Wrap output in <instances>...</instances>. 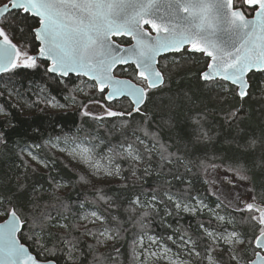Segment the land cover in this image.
<instances>
[{"label": "snow or ice", "instance_id": "obj_1", "mask_svg": "<svg viewBox=\"0 0 264 264\" xmlns=\"http://www.w3.org/2000/svg\"><path fill=\"white\" fill-rule=\"evenodd\" d=\"M185 69L222 107L183 94L192 134L182 151L161 138V125L174 127L180 95L168 92ZM25 70L45 81L35 92L17 86ZM257 74L264 95V0H0V98L42 113L78 107L96 125L21 149L23 171L6 178L11 187L0 192V264H80L85 257L88 264H264V189L258 192L252 178L264 160L250 166L241 157L192 158L216 138L206 127L210 114L243 132V104L253 98ZM161 95L167 103L154 110L167 118L157 122L148 105ZM0 116H11L5 104ZM7 142L0 130V145ZM233 142L244 152L264 145L255 137ZM42 147L82 165L76 183L92 195L72 200L66 190L75 184L51 175L58 158L42 157ZM33 164L46 170L47 187L30 182L38 172ZM193 168L205 177L214 207L207 195L193 194L184 175ZM115 179L139 191L121 203L105 191ZM182 213L197 218L198 234L166 223ZM156 216L171 234L152 231Z\"/></svg>", "mask_w": 264, "mask_h": 264}, {"label": "trees", "instance_id": "obj_2", "mask_svg": "<svg viewBox=\"0 0 264 264\" xmlns=\"http://www.w3.org/2000/svg\"><path fill=\"white\" fill-rule=\"evenodd\" d=\"M127 43V42H125ZM194 71V69L192 70ZM189 70L185 69L173 75L170 88L171 91L168 95H174L179 93L180 106L177 107L172 113L174 127L171 129L163 127L161 125V138L175 147L178 146L183 151V143L186 142L192 134V125L188 120V115L191 114V108L188 104H185L183 100V94L187 92L192 99V102L196 104L207 105L209 109H219L222 107L220 104L214 102V93L207 90H203L199 82L194 77H189ZM260 80L259 74L253 81L252 92L253 98L245 100L243 104V119L240 122V128L243 129L239 135L226 125H222L220 118L216 115H209V123L206 125L210 129V132L216 136L215 140L205 146H198L194 149L195 157H203L204 155L212 156H225V157H241L250 166L253 162L264 160V145H258L255 150L244 152L236 146L233 142V137L239 141L240 144H245L250 138H258L264 141V95H261L257 83ZM75 82V81H73ZM17 86L21 91L27 92L29 88L35 92L43 83L40 73H31L23 71L20 76L17 77ZM50 90L53 95H56L61 102H65L57 89L50 85ZM167 91V90H166ZM67 93L65 92V95ZM31 96V93H29ZM83 99V98H81ZM15 103V100L12 101ZM167 103V97L161 95L158 98H154L153 103L149 104V110L154 112V119L159 122L160 117L167 118V113L156 112L154 110L155 104ZM232 103H236L235 100ZM0 104H5L8 108L11 116L0 117V130H4L7 136V145H0V192L8 191L11 185L5 182L6 178L14 177L23 171L21 162V149L33 144H44V141L49 137L72 135L77 132L78 128L84 130L93 131L96 127L95 122L87 117L81 118L78 107H71L63 111L53 112L48 110L46 112H40L39 109H31L30 114H25L22 104L19 108H12L5 103L4 98H0ZM100 108L96 109L97 111ZM101 111V109H100ZM11 120L15 127H10L6 122ZM38 129V131H37ZM219 133V135H216ZM80 135H84V131L80 132ZM101 137L105 136L103 130L100 131ZM39 154L45 159H52L55 156L57 162L54 169L51 170V175L57 179H63L65 181L75 184L74 188L67 189L66 192L71 194L72 200L82 199L84 194L92 195V191L89 186H83L78 181V175L75 167L65 161V159L59 156L55 151H50L47 147H42L39 150ZM25 158V157H24ZM26 159V158H25ZM68 165V167H65ZM36 167L35 165H33ZM80 172V171H79ZM185 177L192 182L193 194L207 195V203L211 206H215V198L208 194V188L204 184L203 175H201L197 169L193 168V173H185ZM253 184L256 190L259 192L264 189V167H254ZM155 178L148 179V185H152ZM30 182L44 184L47 187V172L38 168L37 173H30ZM94 183V182H93ZM120 181L116 179L112 183L104 184L107 194L117 198V200L123 203L126 199L130 198L133 192L139 191V189L120 188ZM146 185V187L148 186ZM176 187L183 188V184H176ZM223 214V213H222ZM163 215V213H161ZM237 219L240 218L239 214ZM199 219H206L205 216H200ZM166 223L172 224L175 228L177 225L181 226V230H188L193 235L197 233V218L189 214H181L179 218L167 217ZM189 226H191L189 228ZM151 229L155 234L168 235L171 234V230L167 229L160 221V216H156L151 223ZM243 231H247L246 226H242ZM87 239V238H85ZM131 239V234L128 236V240ZM170 245V244H169ZM83 246V245H82ZM127 247V241L124 243V248ZM80 264H88V257H85Z\"/></svg>", "mask_w": 264, "mask_h": 264}, {"label": "rangeland", "instance_id": "obj_3", "mask_svg": "<svg viewBox=\"0 0 264 264\" xmlns=\"http://www.w3.org/2000/svg\"><path fill=\"white\" fill-rule=\"evenodd\" d=\"M81 98H83V97H81ZM21 104H22V103H21ZM22 106H23V104H22ZM96 109H98V106L91 105V106L89 107V110H90V111H93V112H99V111H100V109H99L98 111H97ZM23 110H24L25 114H30V113L32 112L31 109L24 108V106H23ZM53 112H59V111H53ZM0 117H1V116H0ZM55 152H56L59 156L63 157L67 163H69L70 165H72L73 167H75L76 169H78L80 172H84V168H83L82 165H80V164L76 163L75 161L71 160L68 156H66L65 154H63V153H61V152H59V151H55ZM25 158L28 159L26 156H25ZM33 165H35V164H33ZM35 166L38 167L39 169L43 170V171H46V170L43 169L42 167H39V166H37V165H35ZM221 174H222V173H221ZM204 179H205V177L203 176V180H204ZM208 179H212V177L209 176ZM115 180H116V179H115ZM115 180H109V181H106L104 184L112 183V182H114ZM93 182H94V183H98V182L95 181V180H93ZM204 184H205V183H204ZM205 185H206L207 188H209V185H208V184H205ZM221 187H222V189H223V195H228V192H229L228 186H227V185H223V186H221ZM236 191L241 192V193L243 194V198H244V199H247V198H248L247 193L245 192V189H244V188H238ZM183 214H187V213H183ZM169 244H170L169 246H172V245H171V242H169Z\"/></svg>", "mask_w": 264, "mask_h": 264}]
</instances>
